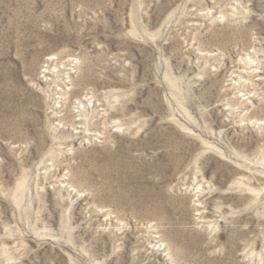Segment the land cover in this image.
Masks as SVG:
<instances>
[{"label": "rangeland", "instance_id": "rangeland-1", "mask_svg": "<svg viewBox=\"0 0 264 264\" xmlns=\"http://www.w3.org/2000/svg\"><path fill=\"white\" fill-rule=\"evenodd\" d=\"M0 264H264V0H0Z\"/></svg>", "mask_w": 264, "mask_h": 264}]
</instances>
